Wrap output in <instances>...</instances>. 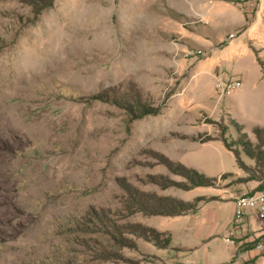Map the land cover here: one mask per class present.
I'll return each mask as SVG.
<instances>
[{
    "label": "rangeland",
    "instance_id": "374dc122",
    "mask_svg": "<svg viewBox=\"0 0 264 264\" xmlns=\"http://www.w3.org/2000/svg\"><path fill=\"white\" fill-rule=\"evenodd\" d=\"M177 4L0 0V264H264L190 213L264 188V50L222 94Z\"/></svg>",
    "mask_w": 264,
    "mask_h": 264
},
{
    "label": "crops",
    "instance_id": "0c3cea01",
    "mask_svg": "<svg viewBox=\"0 0 264 264\" xmlns=\"http://www.w3.org/2000/svg\"><path fill=\"white\" fill-rule=\"evenodd\" d=\"M176 1L178 4L171 7L177 13L174 19L178 17L183 20L202 21L204 22V25L202 24L203 27L210 28V26L218 25L222 29L217 36L215 35L217 39L215 38L216 41L212 43L208 40L207 36L201 33L198 34L197 32L194 33L186 30L189 33L186 35L183 32L184 29L182 30L181 28V24L175 21L178 24V30L175 34H181L186 41L201 47L206 45L210 51H213V47L216 46L217 54L215 58H212L208 64L202 66V69H204L202 73L239 80L243 75L247 76L248 71L245 69L247 67H250L252 70L254 69L253 71L256 72L253 64L257 66V59H259L258 53L264 50V0ZM191 36L194 38L191 39ZM227 37L231 38L227 40ZM236 58H241L240 63H237L236 68L238 69H230L228 66L235 65L234 60ZM220 147H222L225 154L233 158L229 151L221 145ZM233 170L234 163L232 162V169L230 171ZM226 173L228 172L222 169L219 176ZM197 211L200 212L197 217L202 218L206 230L210 231L214 236L222 237L224 240L229 236L231 231L234 232V238L236 239H251L262 228V223L253 216H246L241 223L235 224L233 222V200L209 202L190 213ZM230 246L233 247V254L231 255L234 256L231 257L229 263L236 261H233L236 255H253L254 252L257 253L255 249L241 251L239 249V243ZM187 249L190 252L193 250L191 248Z\"/></svg>",
    "mask_w": 264,
    "mask_h": 264
},
{
    "label": "built area",
    "instance_id": "2783aa9c",
    "mask_svg": "<svg viewBox=\"0 0 264 264\" xmlns=\"http://www.w3.org/2000/svg\"><path fill=\"white\" fill-rule=\"evenodd\" d=\"M231 37H227L229 40ZM218 90L223 93H230L241 88V82L236 79L218 80L216 83ZM234 214L233 222L239 224L246 216H253L262 223V228L258 233L252 237L251 242H256L253 249L264 254V188L257 190L252 194L242 195L233 199ZM234 232L231 231L229 236L225 238L228 244L234 245L235 241L232 239Z\"/></svg>",
    "mask_w": 264,
    "mask_h": 264
},
{
    "label": "trees",
    "instance_id": "16d2710c",
    "mask_svg": "<svg viewBox=\"0 0 264 264\" xmlns=\"http://www.w3.org/2000/svg\"><path fill=\"white\" fill-rule=\"evenodd\" d=\"M257 61H258V64L261 66L262 62L259 59H257ZM261 69H262V67H261ZM253 263H254V261L251 264H253Z\"/></svg>",
    "mask_w": 264,
    "mask_h": 264
}]
</instances>
